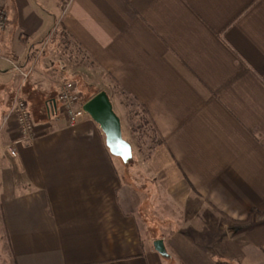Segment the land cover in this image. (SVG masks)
<instances>
[{
  "label": "crops",
  "instance_id": "1",
  "mask_svg": "<svg viewBox=\"0 0 264 264\" xmlns=\"http://www.w3.org/2000/svg\"><path fill=\"white\" fill-rule=\"evenodd\" d=\"M3 7L0 217L11 264H264V0ZM15 64L30 71L28 144L3 123L23 79ZM79 78L143 110L164 138L148 163L111 154L89 114L76 125L52 116L62 83ZM194 202L226 227L201 230Z\"/></svg>",
  "mask_w": 264,
  "mask_h": 264
},
{
  "label": "rangeland",
  "instance_id": "2",
  "mask_svg": "<svg viewBox=\"0 0 264 264\" xmlns=\"http://www.w3.org/2000/svg\"><path fill=\"white\" fill-rule=\"evenodd\" d=\"M57 26V23L53 24V26L51 27L53 28V32L57 30ZM43 47L44 46H41L38 50L39 53H36V56L39 57H37V60L40 59L41 55L44 53ZM77 81L79 82V86H77L76 82H73L77 89L79 88L81 90L80 95L82 102L87 101L97 93L98 90L94 86L89 84L88 78H79ZM26 82L27 80L24 81L22 79V81L20 82V86L12 94L14 100L20 97L25 98L23 96V87ZM111 95L114 94L111 93ZM115 95L117 96V98H114L115 102L113 104V107L115 112L121 118L123 137L132 144L133 148V158L125 164H143L144 160L146 162L149 160V157L152 154L153 150H155L164 141V138L163 136H154L153 126L148 122L147 115H145L143 110L134 103L135 101L133 100V98H131V96L125 93L122 94L121 92H117V94ZM194 203L195 205L193 215L195 217V224L201 230L215 231L216 234H219V232L226 227L225 222L218 219V214L215 210H213V208H211L207 204H202L201 202ZM8 255L9 251L6 245V238L3 232V225L0 217V264H11V260H9Z\"/></svg>",
  "mask_w": 264,
  "mask_h": 264
},
{
  "label": "built area",
  "instance_id": "3",
  "mask_svg": "<svg viewBox=\"0 0 264 264\" xmlns=\"http://www.w3.org/2000/svg\"><path fill=\"white\" fill-rule=\"evenodd\" d=\"M4 1L0 0V18L4 8ZM15 67L20 71L23 80L26 81L30 71H22L16 64ZM57 103H60V109L57 107ZM83 104L84 102L81 101L80 92L74 82L66 81L61 85L58 99L55 102L49 103V110L52 116H56L60 110L66 116L70 125H76L87 114L83 108ZM11 120L16 125L19 135L18 141L28 144L34 138L36 123L32 118L29 103L25 98H16L10 110L3 117V123L5 125L9 124ZM8 149L11 156H17V149L14 145H10Z\"/></svg>",
  "mask_w": 264,
  "mask_h": 264
},
{
  "label": "water",
  "instance_id": "4",
  "mask_svg": "<svg viewBox=\"0 0 264 264\" xmlns=\"http://www.w3.org/2000/svg\"><path fill=\"white\" fill-rule=\"evenodd\" d=\"M83 108L101 127L111 154L128 163L133 158L132 144L123 137L121 118L115 112L108 93L106 91L96 93L84 102ZM154 245L162 256H168L163 239L155 240Z\"/></svg>",
  "mask_w": 264,
  "mask_h": 264
},
{
  "label": "trees",
  "instance_id": "5",
  "mask_svg": "<svg viewBox=\"0 0 264 264\" xmlns=\"http://www.w3.org/2000/svg\"><path fill=\"white\" fill-rule=\"evenodd\" d=\"M3 23H4V20H3L2 16H1V18H0V26H2ZM85 102H86V101H85ZM30 111H31L32 118H33V120H34V117H33V114H32V110H31V108H30ZM34 122H35V120H34Z\"/></svg>",
  "mask_w": 264,
  "mask_h": 264
}]
</instances>
